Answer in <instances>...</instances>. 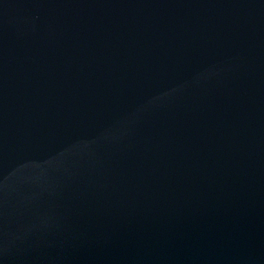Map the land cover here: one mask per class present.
I'll use <instances>...</instances> for the list:
<instances>
[{"label": "water", "instance_id": "water-1", "mask_svg": "<svg viewBox=\"0 0 264 264\" xmlns=\"http://www.w3.org/2000/svg\"><path fill=\"white\" fill-rule=\"evenodd\" d=\"M0 264H264V0H0Z\"/></svg>", "mask_w": 264, "mask_h": 264}]
</instances>
